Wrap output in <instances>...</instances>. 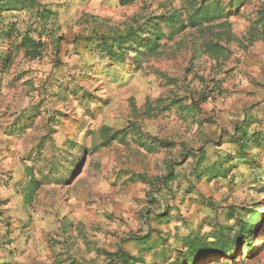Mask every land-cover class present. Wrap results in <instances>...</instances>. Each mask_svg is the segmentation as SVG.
<instances>
[{"label": "rangeland", "instance_id": "rangeland-1", "mask_svg": "<svg viewBox=\"0 0 264 264\" xmlns=\"http://www.w3.org/2000/svg\"><path fill=\"white\" fill-rule=\"evenodd\" d=\"M40 1L56 14L31 32L41 36L39 55L0 37V264H176L188 235L229 234L230 207L264 212V149L251 152L255 163L236 157L211 178L194 177L186 159L201 146L203 166L238 156L232 134L245 115L250 130L264 128V0ZM203 1L215 15L193 25ZM165 14L185 26L155 52L112 61L96 48L101 34ZM2 19L15 35L33 28L27 10ZM212 43L228 57H214ZM170 167L176 179L156 191ZM243 245L195 264H264V213L251 258ZM122 250L133 262L120 261Z\"/></svg>", "mask_w": 264, "mask_h": 264}, {"label": "trees", "instance_id": "trees-1", "mask_svg": "<svg viewBox=\"0 0 264 264\" xmlns=\"http://www.w3.org/2000/svg\"><path fill=\"white\" fill-rule=\"evenodd\" d=\"M134 0H123V3H129ZM198 8L195 15L189 16L193 25H197L201 22H208L212 19L216 12V6L219 5V0H215V7L210 8L206 1ZM237 2H233L231 6H236ZM53 5L49 3H43L40 0H0V37L3 39H9L10 37H16L21 40V43L27 47L28 52L35 57L39 55L38 48L41 47V36L36 39L31 36V32L39 31L40 34L45 27L49 26L52 16L56 14L53 10ZM29 11L30 16L34 17L32 27L24 34L17 33L15 35V25L11 23H5L2 19L4 12H18ZM258 21L264 25V10L259 12ZM36 26V27H34ZM40 28H37V27ZM184 18L179 14H165L155 16L151 18L144 26L136 29H129L124 32H116L113 34H101L98 37L96 48L101 53L109 57L112 61H123L129 50L155 52V50L161 45L163 40H169L184 28ZM210 53L216 57L226 59L228 57V49L219 44L212 43L209 45ZM193 106H185V111L188 114H193ZM254 123L247 115L238 121L234 127V133L232 134V141L237 143V155L226 154L225 158L219 159V162H209L207 166H203L207 160V154L204 146H201L195 150H191L186 153V159L193 157L194 165L192 168V174L194 177L200 178L207 173L208 177H217L220 175H226L230 170V165L224 167L225 163L232 161L236 157L241 162L247 165L255 163L256 158L259 157V153L251 154L255 149H264V128L250 130L251 125ZM123 137L127 136V132H121ZM114 138L115 136H110ZM219 145L221 142H217ZM208 161V160H207ZM169 173L160 181L159 188L156 191H162L167 189L170 181L176 179L174 168H169ZM260 187L264 190V180L261 181ZM152 201L158 202L156 197L152 196ZM259 204L254 203L251 206L230 207L228 209L229 214L234 218V224L227 227L229 234L224 231L217 232L212 240L198 237L195 235H188L184 239V246L186 250L181 256L177 258L176 264H195L200 259L209 257H233L237 250L241 248L238 246L241 242L243 246L250 252L249 258L252 257V244L253 237L255 235V229L257 224L262 220L263 213L259 210ZM165 210V209H164ZM164 216V214H162ZM233 231V232H232ZM140 244H143L147 248H152L149 236L138 238ZM104 254L107 257L114 258L116 252H109L104 250ZM118 254V253H117ZM120 261L133 262L135 259L130 254L122 250L118 254Z\"/></svg>", "mask_w": 264, "mask_h": 264}]
</instances>
